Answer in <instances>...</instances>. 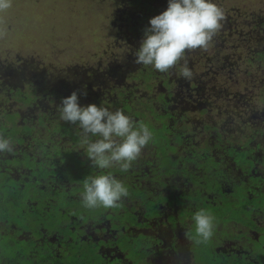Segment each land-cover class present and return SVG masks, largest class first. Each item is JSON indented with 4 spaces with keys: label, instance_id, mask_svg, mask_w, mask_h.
<instances>
[{
    "label": "flooded vegetation",
    "instance_id": "obj_1",
    "mask_svg": "<svg viewBox=\"0 0 264 264\" xmlns=\"http://www.w3.org/2000/svg\"><path fill=\"white\" fill-rule=\"evenodd\" d=\"M255 18L264 21V15L251 12L239 13L232 22L248 35ZM253 39L255 47L247 49L264 48V31ZM120 61L97 60L84 72L77 71L84 63L69 66V95L85 94L79 98L81 106L102 104L119 94L130 103L132 84L106 70L120 66ZM242 62L249 68H242ZM258 68L241 58L231 76L239 82ZM263 74L260 70L255 78L242 79L246 86L241 89L233 83L231 89L223 87V95L213 101L215 110L198 114L199 128L186 132L185 142H168L166 163L139 169L136 161L127 171L111 173L132 189L114 210L86 209L81 195H76L79 190L72 189L75 184L65 183L47 156L27 160L0 154V171L10 168L22 174L18 192L0 196V264H264ZM114 87L118 91L112 94ZM176 89L159 84L171 107L174 97L180 100ZM230 94L233 101H228ZM151 95L153 99V89ZM218 111L229 116L219 122L222 131L214 133L215 120L206 127L204 116ZM250 113H257L253 120ZM235 120L246 124L237 128ZM148 154L142 153L141 160ZM29 159L33 164L26 168ZM105 170L94 167L98 175L109 174ZM201 209L214 217L215 227L208 241L196 243L193 216Z\"/></svg>",
    "mask_w": 264,
    "mask_h": 264
},
{
    "label": "trees",
    "instance_id": "obj_2",
    "mask_svg": "<svg viewBox=\"0 0 264 264\" xmlns=\"http://www.w3.org/2000/svg\"><path fill=\"white\" fill-rule=\"evenodd\" d=\"M121 1L123 7H120L119 13L128 21L124 32L127 36L121 44L123 50L120 54V66L118 63L114 66L109 65L106 70L115 76L124 77V80L132 84L128 99L136 112L121 94L97 106L106 107L110 111L120 109L132 119L134 124L147 125L152 133V139L142 149L141 154H149L144 161L140 158L141 154L133 161H137L141 169L149 164L166 163L164 157H168L170 151L168 142L170 140L180 142V139L185 142L186 127L193 125L199 128L198 114L204 115L212 109L215 110L213 101L217 95L219 97L223 95L221 92L223 87L231 89L230 84L233 83L236 86L239 84L241 89L246 86L242 83V79L247 78L248 75L249 79L255 78L260 70L264 71V48L256 51L247 49L249 46L255 47L252 45L253 38L264 31V21L260 22L258 18H255L256 24H252L250 33L245 35L246 30L239 25H234L232 19L226 14V8L222 9L225 19L221 21L220 30L210 42L211 49L216 57L229 39L235 36V50L227 51L224 57H220L214 63L216 58L213 59L205 50L198 48L186 52L185 59L179 61L168 72H160L150 65L135 63L134 53L144 37V30L150 27V18L165 10L168 0ZM194 53L196 54L193 55ZM241 58L253 65H259V68L249 70V74L238 79L239 82H237L235 75L231 76V70L237 69V63ZM185 60L193 74L191 79H184L179 75ZM197 61L202 66L200 71L193 66ZM115 67L117 70L113 71ZM173 72L178 74L176 80L171 79ZM70 74L68 69L57 70L48 75L37 72L35 69L28 71L23 65L15 70H11L6 65L0 66V136L10 140L13 147L12 152H4L6 154L0 152V154L11 157L20 156L27 160L30 157H36L38 160L49 157L52 160L50 165L60 170L59 173L65 183H72L67 179L69 175L75 177L74 187L80 192L76 195H81L84 179L98 173L94 172V167L91 166L80 144L82 130L79 124H71L60 119L58 106L61 98L69 95ZM159 84L167 88H179L180 100L174 97L173 107L169 106V102L160 94ZM115 85L118 84H112L111 87ZM152 89L155 93L153 99ZM116 91L118 87L112 88L111 93ZM79 92L81 91H77ZM78 96L79 98L87 97L84 94ZM228 101H233L232 94L228 97ZM226 107L230 109L229 106ZM256 115L257 113H250L249 119L253 120ZM204 123L208 127L212 124V119L207 120L204 116ZM92 139L95 140L98 137H92ZM76 156L80 158H75ZM158 160H160L159 163ZM43 162L44 160L41 164ZM168 163H170V157ZM32 164L31 159L29 163L24 162L26 168L32 167ZM41 167L48 171L46 167L42 165ZM4 169L0 171V196L18 192L19 182L22 181L20 178L22 174H19V177L12 173L10 168ZM118 169L113 167L103 173H117ZM31 173L36 176L34 171L31 170ZM131 192L132 189L128 192L130 196Z\"/></svg>",
    "mask_w": 264,
    "mask_h": 264
},
{
    "label": "clouds",
    "instance_id": "obj_3",
    "mask_svg": "<svg viewBox=\"0 0 264 264\" xmlns=\"http://www.w3.org/2000/svg\"><path fill=\"white\" fill-rule=\"evenodd\" d=\"M11 7L12 0H0V13ZM224 19V11L212 0H168L167 8L150 18V27L144 30L134 62L168 72L185 59L186 52L198 48L207 50ZM6 34V23L0 16V39ZM179 75L184 79H191L193 75L186 60ZM58 111L61 120L79 124L80 144L91 166L98 169L118 167L127 171L152 139L147 125L134 124L120 109L110 111L95 103L81 106L77 91L61 98ZM12 151L11 141L0 136V152ZM128 194L125 185L111 174L89 175L83 181L81 199L87 208L110 209L120 207L122 198ZM193 220L196 243L208 241L213 236L214 217L201 209Z\"/></svg>",
    "mask_w": 264,
    "mask_h": 264
},
{
    "label": "rangeland",
    "instance_id": "obj_4",
    "mask_svg": "<svg viewBox=\"0 0 264 264\" xmlns=\"http://www.w3.org/2000/svg\"><path fill=\"white\" fill-rule=\"evenodd\" d=\"M212 2L221 9L226 8V14L231 19L237 18L239 13L264 15V0ZM120 7H123L121 0H12V7L7 12L0 13L7 27L6 36L0 39V66L6 65L15 70L23 65L28 71L35 69L42 74L51 75L57 70L68 69L73 64H86L77 70L84 72L89 64H94L97 60L102 64L106 61L119 62L123 50L121 44L127 36L124 32L128 22L125 16L120 15ZM235 42L236 37L232 36L216 57L210 44L205 52L213 59L216 58L215 63L220 57H224L227 51L235 50ZM240 65L242 68H249L246 62ZM193 66L197 71L202 67L199 61ZM177 78L178 74L173 72L171 79ZM228 116L227 111H218L205 115V118L215 120L214 133H217L222 131L219 122ZM245 124L246 121H234L237 128ZM194 128L191 125L186 127L185 131L194 132ZM189 136L192 142L198 143L194 133ZM67 179L73 182L75 177L69 175Z\"/></svg>",
    "mask_w": 264,
    "mask_h": 264
}]
</instances>
